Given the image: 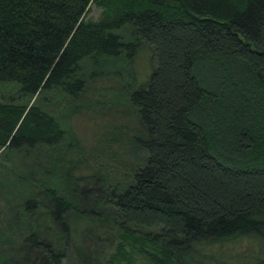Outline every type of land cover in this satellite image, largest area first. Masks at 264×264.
<instances>
[{
	"label": "trees",
	"instance_id": "trees-1",
	"mask_svg": "<svg viewBox=\"0 0 264 264\" xmlns=\"http://www.w3.org/2000/svg\"><path fill=\"white\" fill-rule=\"evenodd\" d=\"M91 2L102 14L83 20ZM142 41L155 66L127 99L146 156L123 185L107 182L115 255L141 242L152 246L137 249L151 264H178L194 243L249 234L264 242V0H0V86L15 83L23 98L0 101V149L58 144L64 129L42 107L44 93H76L82 58H131ZM30 183L25 176L23 241L40 264H64L72 202L43 187L59 224L43 237L31 223L39 198ZM134 227L155 229L140 236Z\"/></svg>",
	"mask_w": 264,
	"mask_h": 264
},
{
	"label": "rangeland",
	"instance_id": "rangeland-1",
	"mask_svg": "<svg viewBox=\"0 0 264 264\" xmlns=\"http://www.w3.org/2000/svg\"><path fill=\"white\" fill-rule=\"evenodd\" d=\"M102 10L91 2L83 20H97ZM118 32L124 39L131 36L127 27ZM155 57L153 48L142 41L131 58H82L77 72L83 78L82 89L72 95L59 89L44 93L49 99L42 107L60 122L64 138L56 145L0 149V264H40L41 255L23 241L25 176L33 182L29 192L39 198L31 223H37L43 237L59 231L43 187H54L72 202L73 209L66 213L71 235L64 264H151L137 251L140 245L151 248L148 243L132 246L130 241L124 245V259L115 255L121 239L105 199L107 182L123 185L130 170L145 160L146 151L136 139L145 133L144 127L127 94L147 81ZM16 95L15 83L0 86V101L23 99ZM134 228L140 236L155 229ZM178 256V264H264V242L252 234L235 236L191 244Z\"/></svg>",
	"mask_w": 264,
	"mask_h": 264
}]
</instances>
